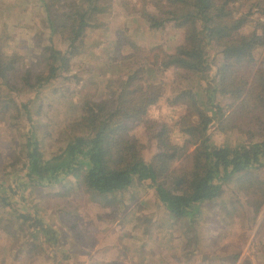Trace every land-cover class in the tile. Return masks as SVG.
<instances>
[{
    "label": "rangeland",
    "instance_id": "obj_1",
    "mask_svg": "<svg viewBox=\"0 0 264 264\" xmlns=\"http://www.w3.org/2000/svg\"><path fill=\"white\" fill-rule=\"evenodd\" d=\"M127 1L128 8L123 0H104L107 11L98 16L102 26L86 31L69 58L70 68L61 69L54 82L44 84L40 91L19 95L0 92V110L4 112L0 111V181L5 177V183L14 188L26 172V142L32 131L42 141L46 158L60 153L66 135L79 130L77 120L85 104L109 100L122 86L132 62L126 59L127 55L140 53L153 61L155 53L172 52L184 41L183 29L173 22L166 23L162 30L151 31L138 11L144 0ZM243 10L245 6L240 7ZM46 24L39 0H0V56L17 54L22 67L38 66L41 46L53 42ZM256 26L254 20L248 30ZM54 41L57 49L66 51L68 43L57 36ZM131 41L136 46L134 50ZM209 53L213 66L210 79L215 90L185 69L149 65L145 81L160 96L149 106L143 120L130 122L129 130L147 162L157 158L158 135L165 127L164 139L185 150L176 154L169 170L205 135L218 144L250 140L249 130L254 131L252 125L245 123L246 117L239 115L236 121L228 117L250 91L254 75L264 62V45L255 51L253 62L236 65V70L248 80L240 97L226 92L228 83L216 77L222 63L218 48H211ZM186 89L197 92L198 104H204L210 96L224 110L223 117L195 142H190L192 137L181 129L183 120L198 122L195 108L180 96ZM13 98L16 104L10 103ZM261 136L259 133L256 138ZM84 154L80 149L79 158L84 159ZM248 174L226 184L215 201L202 204L193 225L171 217L149 182L137 180L121 194L105 198L88 191L82 176H69L50 186L26 185L24 190H17L13 200L20 210L32 211L52 226L59 236L57 249L68 257H61V264H104L96 258L101 248L112 245L115 248L109 251L117 253H123L127 245L146 246L152 251L150 258L165 259L167 264H264V168ZM8 213L9 209L0 203V264H55L49 247H44L47 251L43 247L29 251L31 237L26 226L10 220ZM159 250L162 253L153 257ZM136 257L142 259L140 254ZM125 258L123 255L122 260Z\"/></svg>",
    "mask_w": 264,
    "mask_h": 264
},
{
    "label": "trees",
    "instance_id": "obj_2",
    "mask_svg": "<svg viewBox=\"0 0 264 264\" xmlns=\"http://www.w3.org/2000/svg\"><path fill=\"white\" fill-rule=\"evenodd\" d=\"M39 1L45 10L46 25L53 42L41 46L35 67H22L17 54L0 56V92L6 90L19 95L40 91L44 84L54 82L61 69L70 68L69 58L77 51V44L86 31L102 26L98 16L107 11L104 0ZM123 5L128 8L129 2L123 0ZM241 6H245V10L240 11ZM138 11L151 31L162 30L166 23L173 22L183 29L184 41L172 52L155 53L153 61L140 53L127 55L126 59L132 62L122 86L109 100L85 104L84 112L77 120L79 130L66 135L60 153L46 158L41 150L42 141L32 131L26 142L23 166L26 172L17 179L14 188L5 183V177L0 181V203L9 209L10 220L26 226L31 237L29 251L41 247L47 251L44 247H49L55 264L62 263L61 257L68 258L57 249L60 244L58 234L36 213L20 210L18 202L13 200L17 190H24L26 185L50 186L69 176H82L88 191L108 198L121 194L135 180L149 182L171 217L188 220L193 225L202 204L219 198L226 184L246 178L251 170L264 168V62L256 71L247 96L228 117L233 121L239 115L246 117L245 123L252 125L254 131L249 130L250 140L234 144L214 143L205 134L223 117L224 110L210 96L204 104H198L197 92L191 89L184 90L180 96L188 106L195 108L198 122L191 124L183 120L181 129L192 137L190 142L205 136L175 168L169 170L176 154L184 147L164 139L166 127L158 135L160 152L151 162L144 159L140 147L129 134L130 122L143 120L149 106L160 96L145 81L149 65L185 69L215 90L210 79L213 66L209 51L216 47L222 55L216 77L228 83L226 92L240 97L248 80L236 70V65L253 62L255 51L264 45V0H144L143 8ZM254 20L258 26L248 30ZM55 36L68 43L66 51L56 48ZM129 43L134 50L135 44ZM10 103L16 104V99ZM23 106L27 109L25 103ZM259 133L262 136L257 139ZM80 149L85 151L84 159L79 158Z\"/></svg>",
    "mask_w": 264,
    "mask_h": 264
},
{
    "label": "crops",
    "instance_id": "obj_3",
    "mask_svg": "<svg viewBox=\"0 0 264 264\" xmlns=\"http://www.w3.org/2000/svg\"><path fill=\"white\" fill-rule=\"evenodd\" d=\"M137 247L138 248L136 247L132 248L130 245H127L126 248L123 250V253L125 252L123 254L120 252L117 253L116 251H109L115 248L113 245L104 246L103 248H101V253L99 254L100 256H98L99 258H96V259H100L102 263H111V264H116L117 260L124 261V262H118V264H167L166 263L167 260L165 259L162 260L158 258H150L149 254L152 251H148L146 246H143L142 248L141 246H137ZM161 253L162 252L160 250L157 252H154L155 255L153 257ZM139 254L141 255L142 259H138L136 257ZM123 255L126 256L124 260H122ZM152 261H154V263H152Z\"/></svg>",
    "mask_w": 264,
    "mask_h": 264
}]
</instances>
